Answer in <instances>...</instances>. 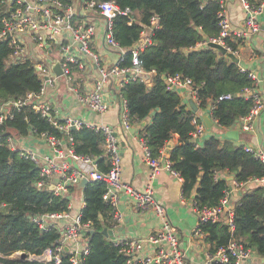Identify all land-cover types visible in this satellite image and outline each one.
Here are the masks:
<instances>
[{
  "label": "trees",
  "instance_id": "trees-1",
  "mask_svg": "<svg viewBox=\"0 0 264 264\" xmlns=\"http://www.w3.org/2000/svg\"><path fill=\"white\" fill-rule=\"evenodd\" d=\"M1 1V0H0ZM114 1L120 9L132 11L135 22L128 24L127 17L119 16L113 21L114 39L124 51L118 62L121 69L138 68L151 73L150 83L131 76L118 90L124 100L130 120L141 125L150 118L148 125L140 130L153 158L172 140H178L168 150L171 169L182 179L185 197L194 195L193 204L198 208H214L220 204L229 190L228 177L237 185L250 181L253 187H239L240 197L233 210V229L224 222L205 223L200 226L207 252L214 255L231 241L244 249L254 250L264 258V184L256 182L264 177V165L243 147L230 140L221 141L215 136L207 137L201 145L192 139L195 129L191 120L193 113L187 109L181 96L169 89L167 76L180 75L189 79L195 92L197 106L209 110L210 117L221 129H227L245 118L253 107L251 96L245 90H254L256 83L242 71L238 64L207 46L219 37V0H98ZM257 8L262 0H248ZM4 9L0 3V31ZM154 17V28L150 19ZM145 30L150 32V43L137 51V63L132 62V48L142 38ZM231 53L236 52L240 40L224 39ZM12 49L0 40V104L23 100L28 94H38L42 81L30 61L7 63ZM231 95L230 99H219ZM12 118L0 124V264H54L40 261L20 262L12 256L18 252L39 256L61 238L56 229L40 230L30 218L67 210L68 197L54 196L47 189H38V169L30 160L12 152L9 137H37L46 134L65 139L62 132L50 124L31 104L12 110ZM201 119L198 118L200 122ZM61 124V121H58ZM73 139L75 154L94 158L97 168L105 171L103 155L104 137L101 131L85 126L69 132ZM227 176H220V174ZM73 190H76L74 188ZM72 191V189L70 190ZM105 184L89 182L81 190L84 206L80 210L81 221L90 222L93 234L88 233L89 253L80 258L79 264H126L120 247L101 234L112 219V207L104 201ZM65 255L60 264H72ZM228 262L212 264H234Z\"/></svg>",
  "mask_w": 264,
  "mask_h": 264
},
{
  "label": "built area",
  "instance_id": "built-area-1",
  "mask_svg": "<svg viewBox=\"0 0 264 264\" xmlns=\"http://www.w3.org/2000/svg\"><path fill=\"white\" fill-rule=\"evenodd\" d=\"M239 2L245 14L242 26L236 30L231 27L224 5L220 2L221 10L218 13L220 33L217 39L212 40L229 52H231L230 49L224 44L225 38L234 37L244 40L261 30L258 16L264 11V0L257 8H253L248 0H239ZM0 3L5 13L2 18L0 40L6 41L12 49L7 63L30 61L42 81L38 94H28L23 100L6 101L0 104V124L4 119L12 118V110H18L23 105L31 104L35 112L65 136L62 140L46 134L34 137V140L40 144L38 150L18 147L12 137L7 139V145L12 152L30 160L38 169L39 179L35 184L36 188L47 189L57 197H65L69 194V190L75 188L83 179L89 182H102L105 184L103 199L112 207L111 215L114 220L120 221L121 219L120 215L115 213L120 194L132 199L137 209L150 208L156 216L161 218L160 228L146 238L114 242L120 247V253L125 256L126 264H188L174 229L165 217L164 208L155 200L149 187L144 191H139L121 180V153L115 128L112 125L95 124L80 118L59 119L50 103L37 100L47 86L55 85L57 79L62 77L68 91L82 107L96 115H102L109 110L113 101L112 94L108 97L105 95V89L110 86L111 82H115L118 86L116 95L120 98L119 124L124 130H129L132 122L118 90L129 76L132 79L139 78L146 84L150 83L151 78V73H144L138 68L121 69L117 65L122 60L124 51L115 42L113 21L119 16H124L127 17L130 25L135 22L132 11L128 8L120 9L114 1L98 0H1ZM93 15L98 16L102 21L103 44L119 53V59L114 65L103 66L98 53L92 49V39L97 30V22ZM150 23L154 28L156 19L152 17ZM140 40L142 43H137L131 50L133 64L137 63V51L150 43L149 30L142 33ZM232 53L236 54V52ZM83 58L88 59L92 67L97 70V77L90 89L78 91L71 84V72L75 68L80 70L85 68L86 63ZM55 63L60 64L61 75L58 77L51 69ZM241 70L244 71V69ZM248 76L256 82L257 78L254 73L248 72ZM165 83L169 89L178 94L184 92L197 104L189 79L182 78L180 75L167 76ZM244 95L251 96L254 104L250 113L240 120V125L243 131H250L252 120L261 111L263 104L261 98L253 90H245ZM230 98L231 95H225L219 99ZM58 121H61V124H58ZM191 122L195 127L192 139L196 141L203 135L206 127L201 120L198 121L197 115H193ZM83 126L102 132L104 137L102 158L105 160V171L97 168L94 158L77 155L72 149L73 139L69 132ZM139 144L142 150V160L150 168L152 177L158 176L161 171H167L179 177L171 169L166 153L161 151L158 158H153L145 139L141 136ZM243 149L264 165L263 151L250 146H244ZM71 163L75 164L76 168H73ZM256 182L264 184V177ZM236 186L241 185L236 184ZM229 193V190L226 191L220 204L214 208H198L193 204V209L197 214V224L193 231L195 236L203 237L200 226L208 222H224L230 230L233 229L234 206L230 205ZM30 220L42 231L56 229L61 234L60 240L55 245L47 247L39 256L31 255L34 256L35 261L60 264L63 257L68 254L72 264H79L80 258L88 255L87 236L91 230V223L82 222L80 211L73 213L70 203L63 213L33 216ZM19 253L21 252L15 253L12 257L17 259L16 254ZM250 256L251 250L244 249L231 241L226 248L219 249L214 255L207 252L205 264L217 261L225 263L230 257L234 258V264H244Z\"/></svg>",
  "mask_w": 264,
  "mask_h": 264
},
{
  "label": "crops",
  "instance_id": "crops-1",
  "mask_svg": "<svg viewBox=\"0 0 264 264\" xmlns=\"http://www.w3.org/2000/svg\"><path fill=\"white\" fill-rule=\"evenodd\" d=\"M223 3L225 12L233 29H238L242 26L245 14L241 8L239 0H219ZM97 22V30L92 39V49L98 53L101 64L103 66H110L117 63L119 53L112 50L103 44L102 40V21L96 15H93ZM260 24V32L252 35L244 40H240L235 56L238 58V66L248 72L255 74L256 87L253 90L262 101L263 108L252 120V129L250 131H243L241 129V121L238 124L227 129H221L210 117L209 110L201 111L198 108L197 114L202 117L207 115L213 121L211 128H205L203 135L198 138V143L201 145L203 141L210 136H215L221 141L226 140L225 132L227 130L239 131L238 140H230L234 145L250 146L264 152V11L258 16ZM237 38L234 41L237 42ZM85 60V68L72 70V86L78 91L90 89L92 83L97 77V70L92 67L91 62ZM118 86L115 82H111L110 86L105 89V95L108 97L112 94L113 101L107 112L102 115H96L94 112L82 107L76 100L68 87L64 83L62 77L57 79V83L53 86H47L46 90L40 95L38 101H46L51 104L55 110L57 118L72 117L80 118L85 121H90L95 124L112 125L117 131L119 139V147L121 153V180L129 183L135 189L144 191L149 187L152 191L155 200L162 205L167 221L171 224L174 232L179 240V246L185 253L188 264H205L207 245L203 238H199L193 234L194 228L197 224V214L193 209V198L183 196L182 193V179L170 174L167 171H161L158 176H151L150 168L142 160V150L139 144L140 130L149 124L150 118L143 121L144 126L132 123L129 130H124L119 124V110L120 98L116 95ZM181 99L188 110H191L188 99L189 96L184 92L179 93ZM192 99V98H191ZM197 106V104H196ZM198 107V106H197ZM15 144L19 147L27 149L38 150L40 144L34 140V137H18L14 135ZM178 140L177 135H173L170 142L173 145ZM172 145V146H173ZM169 148L166 146L162 151L168 153ZM40 151V149H39ZM76 168L75 164H70ZM220 176H227L220 174ZM228 177V176H227ZM231 177V176H229ZM229 181V202L231 206H235L240 197L239 187L236 186L234 180ZM256 183L250 181L241 187H253ZM76 190H69V194L65 197L69 198V203L72 205V212L76 213L84 206L81 196V189L75 187ZM68 203V204H69ZM116 215L119 214L121 219L116 221L112 219L103 221L105 228L111 230L113 239L107 237L112 242L119 240L146 238L148 235L154 233L161 226V218L150 209L139 210L136 208L132 199L126 195L120 194L119 201L115 209ZM103 227V228H104ZM58 231V230H57ZM262 257L251 251V256L244 264H264Z\"/></svg>",
  "mask_w": 264,
  "mask_h": 264
},
{
  "label": "water",
  "instance_id": "water-1",
  "mask_svg": "<svg viewBox=\"0 0 264 264\" xmlns=\"http://www.w3.org/2000/svg\"><path fill=\"white\" fill-rule=\"evenodd\" d=\"M141 43H142V40H139L138 44H141ZM207 46L210 47V48H212V49L217 50L221 55H223V56L227 57L228 59H230L231 62L236 63V64L239 63L238 58H237L233 53L229 52V51H228L225 47H223L222 45H220V44H218V43H215V42H209V43L207 44ZM51 69H52V71H53V73H54V75H55L56 77H58V76L61 75V69H60V64H59V63H55V64L52 66ZM188 104H189L191 110H192L194 113L198 111V107L196 106L195 102H194L191 98L188 99ZM201 119H202V121H203V123H204V125H205L206 128H211V126L213 125V121L211 120V118H210L209 116H207V115H203V116L201 117ZM238 123H239L238 120L235 121V124H238ZM144 125H145V123L142 122V123H141V126H144ZM225 137H226L227 139H230V140H238V137H239V131H237V130H227V131L225 132ZM196 142H198V139L196 140ZM172 145H173L172 142H169V143L167 144V147H168V148H171ZM232 178H233V177H228L227 179H228V180H232ZM87 183H89V181H87L86 179H83V180H81V182L77 185V188L82 190V189L85 187V185H86ZM50 189H51V188H50ZM239 194H240V193H239ZM89 234L92 235V234H93V230H90V231H89ZM101 234H102L104 237H106V238H107V237H109L110 239H113V238H114V237L112 236L111 230L108 229V228H105V227L101 230ZM65 250H66V249H65ZM252 251H254V250H252ZM16 255H18L17 260H19L20 262H23V261H35L34 256H31L30 254L25 253V252H21V253L16 254ZM263 263H264V259H263Z\"/></svg>",
  "mask_w": 264,
  "mask_h": 264
},
{
  "label": "rangeland",
  "instance_id": "rangeland-1",
  "mask_svg": "<svg viewBox=\"0 0 264 264\" xmlns=\"http://www.w3.org/2000/svg\"><path fill=\"white\" fill-rule=\"evenodd\" d=\"M193 101H194V100H193ZM195 104H196V103H195ZM190 111L193 113V115H197V117L201 119V117L197 114V112L194 113L192 110H190ZM201 121H202V119H201ZM202 122H203V121H202ZM14 140H15V139H14Z\"/></svg>",
  "mask_w": 264,
  "mask_h": 264
}]
</instances>
